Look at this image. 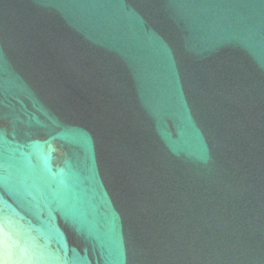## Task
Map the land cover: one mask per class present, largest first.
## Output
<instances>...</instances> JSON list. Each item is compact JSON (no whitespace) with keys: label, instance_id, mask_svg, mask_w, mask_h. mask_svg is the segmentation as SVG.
I'll return each mask as SVG.
<instances>
[{"label":"water","instance_id":"water-1","mask_svg":"<svg viewBox=\"0 0 264 264\" xmlns=\"http://www.w3.org/2000/svg\"><path fill=\"white\" fill-rule=\"evenodd\" d=\"M0 264H264V0H0Z\"/></svg>","mask_w":264,"mask_h":264}]
</instances>
